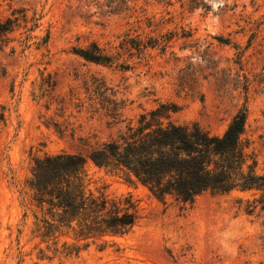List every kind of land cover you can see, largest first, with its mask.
I'll return each instance as SVG.
<instances>
[{
  "label": "rangeland",
  "instance_id": "374dc122",
  "mask_svg": "<svg viewBox=\"0 0 264 264\" xmlns=\"http://www.w3.org/2000/svg\"><path fill=\"white\" fill-rule=\"evenodd\" d=\"M150 37L157 44L139 53ZM122 38L130 69L74 52L97 42L111 53ZM161 103L179 106L173 122L211 134L246 109L248 152L263 173L264 0H0V264H264L261 191L161 202L91 161L94 192L137 204L133 229L88 240L77 255L54 254L83 243L73 235L54 245L34 231V160L87 155Z\"/></svg>",
  "mask_w": 264,
  "mask_h": 264
},
{
  "label": "trees",
  "instance_id": "16d2710c",
  "mask_svg": "<svg viewBox=\"0 0 264 264\" xmlns=\"http://www.w3.org/2000/svg\"><path fill=\"white\" fill-rule=\"evenodd\" d=\"M156 41L155 37L138 39L135 48L142 53L148 46L154 47ZM128 42L122 38L111 53L97 42L75 48L74 52L97 64L130 69L133 66L125 56ZM178 109L174 103H161L141 113L135 125L87 155L60 152L34 160L29 180L39 210L34 231L42 242L52 240L54 245L60 236L73 235L83 241H64L62 249L55 246L54 254L77 255L89 247L88 240L126 235L140 219L131 196H112L89 187L88 161L141 183L161 202L171 197L192 204L205 192L224 194L253 189L262 192L264 202V172H257V161L248 152L245 137L246 109L237 112L222 134H211L198 122H173L171 113Z\"/></svg>",
  "mask_w": 264,
  "mask_h": 264
},
{
  "label": "clouds",
  "instance_id": "9594fccd",
  "mask_svg": "<svg viewBox=\"0 0 264 264\" xmlns=\"http://www.w3.org/2000/svg\"><path fill=\"white\" fill-rule=\"evenodd\" d=\"M207 2H211V0H207ZM221 3L223 4V0H221ZM219 7V5H213V9H217Z\"/></svg>",
  "mask_w": 264,
  "mask_h": 264
}]
</instances>
